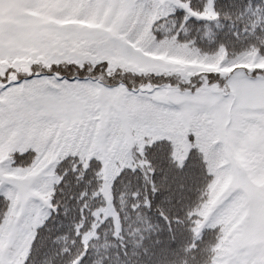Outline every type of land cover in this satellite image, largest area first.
I'll list each match as a JSON object with an SVG mask.
<instances>
[{
  "label": "snow or ice",
  "instance_id": "1",
  "mask_svg": "<svg viewBox=\"0 0 264 264\" xmlns=\"http://www.w3.org/2000/svg\"><path fill=\"white\" fill-rule=\"evenodd\" d=\"M52 3L53 0H33L25 6L47 15ZM107 6H99L98 23ZM156 6L159 5H146L141 0L135 7ZM75 7L70 2L57 20H64L65 13ZM96 7L86 6L87 10ZM168 7L167 16L153 21V29L171 19L179 41L189 24L215 25L217 35L213 40L225 51L229 45L249 50L255 47L264 55V0H180ZM208 10L214 13V19L204 15ZM134 18L121 22L113 13L103 23L126 32ZM87 19L76 17L80 22ZM44 28L55 34L57 46L70 44L84 31L54 24H46ZM152 36L161 38L155 30ZM41 67L45 70L32 71L10 82H6V75L0 80L3 84L0 94L46 79L57 84L95 83V77L85 75L92 68L87 63L69 65V71L76 68L79 73L72 77L62 74L60 64ZM107 68L105 61L92 71L115 81L106 85L109 92L125 91L127 101L119 108L101 104L93 111L84 102L64 100L59 93L43 107L53 120L84 121L86 126L77 139L86 144L96 140L104 145L105 151L114 147L117 154L121 146L126 148L127 159L123 163L114 160L119 170L111 180L118 223L112 217L97 221V209L106 203L99 191L104 183L101 153L85 162L83 152L74 150L52 164L49 178L36 181L35 191L22 213L15 190L8 187L7 181H0V264H189L190 261L198 264L209 231L216 233L217 242L222 234V225L216 229L201 227L209 205L205 198L207 190L218 180L223 181L221 173L233 175L234 180L214 215L234 213L231 223L235 224L247 213L237 232L257 219L264 229V186L257 187L249 170L240 168L230 155L233 136L244 138L253 125L264 130V72H253L237 80L217 75L215 81H201L190 85L187 92L181 90L176 103L163 104L157 99L163 85L130 86L117 79L116 74L107 76ZM256 104L259 107L253 108ZM128 105L139 108L140 113L133 114ZM250 112H259L260 119L249 118ZM175 124L190 129L186 131L187 148L182 155L170 139L173 133L165 130ZM201 129L205 130L203 136ZM236 146L242 148L241 154L257 171L264 169V140L255 149ZM18 155L21 159L35 157L33 152ZM117 198L123 199V212ZM93 231L95 235L89 238ZM189 237L190 246L186 244ZM257 247L264 249V241ZM249 251L242 247L240 259L233 264H253L254 260L255 264H264V251L259 253L262 257L259 260L255 255L249 256Z\"/></svg>",
  "mask_w": 264,
  "mask_h": 264
},
{
  "label": "trees",
  "instance_id": "2",
  "mask_svg": "<svg viewBox=\"0 0 264 264\" xmlns=\"http://www.w3.org/2000/svg\"><path fill=\"white\" fill-rule=\"evenodd\" d=\"M180 2V0H178ZM75 3L77 7L65 13L66 18L61 22L75 21L81 25H92L95 23L97 7L93 10H87L88 4L96 5V0H68V3ZM122 0H120V3ZM146 5H159L151 8L135 7L141 0H133L128 11L123 17V21H127L129 17L132 19L131 25L127 26L126 32L116 31L117 36L123 39L127 44L139 49L143 54L161 58L163 60L177 62L186 66H198L203 68H211L213 72L207 73V80H213L220 76L221 72H231L236 69L243 71L252 70L253 72H264V55H261L255 47L249 49L243 47H232L229 45L227 50L219 47L214 42L213 36L217 35L215 25L189 24L180 40L176 39L174 34L175 23L171 28L162 29L160 25L156 29L152 28L153 21L161 16H167L170 10L168 5L170 1L160 0H142ZM65 12V11H64ZM209 19H214V13L208 10L204 13ZM77 16H86L87 22L76 21ZM171 19L164 21L168 22ZM157 31V35L161 37L159 40L154 39L152 31ZM129 37H132L129 39ZM195 40L196 43H192ZM74 65L67 63L63 66L62 74L67 77L78 76L76 68L69 71L68 66ZM94 68V67H92ZM89 68L86 76L95 77V83H72L66 81L57 84L54 80H41L35 82L34 86L24 88H10L6 93L0 94V174L6 177H27L36 175V181L40 178H49L48 169L57 160L63 159L74 150L83 152L85 162L87 158L101 153V159L104 160V169L101 173L104 183L100 186V193L103 195L106 203L97 209V221L103 222L104 219L112 217L117 220V205L113 204V194L111 190L112 177L118 172L114 160H120L121 163L127 159V150L121 146L119 154L116 153L114 147L105 151L104 145L101 146L99 141L94 140L87 143L84 140L77 139L86 124L80 119L73 122L65 120H53L49 118L44 111L42 100L45 98L55 97L59 93L63 98L75 97L80 99L95 111L98 108V92L103 85L115 83L109 80L101 72H93ZM44 71V69L36 70ZM116 74L117 79H122L130 86L140 85L144 83L151 87L163 85L157 99L163 104H173L167 99L164 92L166 85H180L182 87L195 86L200 83V79L196 77L190 83L178 81L174 76H166L162 74H143V73H119L114 72L107 74L111 76ZM27 75V74H25ZM25 75H20L23 77ZM16 78L7 80L10 82ZM3 87V84H0ZM127 101L125 91L122 94L121 105ZM131 108L133 114H139V108ZM166 131H170L176 145L177 152L181 155L186 151V131L190 130L187 125H169ZM204 129H201L202 136ZM33 152L35 157L29 155L23 159L19 157V153ZM223 164V161H221ZM247 168V165H245ZM223 181H217L215 185L207 190L206 199L209 200L208 209L201 220V227L207 226L209 229H216L223 226L222 234L219 236V242L216 240V233L209 231L208 239L205 242L203 250L199 255L198 264H222L225 254L230 250L237 225L231 223L230 215H214L215 208L218 206L223 194L228 187L231 175H224ZM10 189H14V195L18 202V194L16 189L8 184ZM106 193L108 197L106 196ZM27 202L25 203V205ZM119 210L123 212V199L117 198ZM24 205V207H25ZM24 210V208H23ZM21 211V213L23 212ZM114 214V215H113ZM36 221L34 220V223ZM95 232L89 233V238L94 236ZM190 246L191 237L186 241ZM191 264V261L189 262Z\"/></svg>",
  "mask_w": 264,
  "mask_h": 264
},
{
  "label": "rangeland",
  "instance_id": "3",
  "mask_svg": "<svg viewBox=\"0 0 264 264\" xmlns=\"http://www.w3.org/2000/svg\"><path fill=\"white\" fill-rule=\"evenodd\" d=\"M170 1L179 4L178 0H160ZM133 0H96L97 16L95 23L92 25H81L75 21L61 22L57 20V15L64 12L68 0H53L49 9V14H42L35 7H27L33 0H0V80L16 78L20 75L28 74L32 71L44 69L51 64L65 65L72 63L74 65H83L85 63L95 67L107 61L108 68L105 70L107 74L119 73H143V74H162L166 76H174L178 81L190 83L196 77L201 81H207V73L213 72L211 68H203L198 66H186L177 62L155 58L143 54L139 49L127 44L123 39L119 38L116 33V27H106L103 23L110 15L115 16L121 22L128 11ZM107 4L103 9L101 21L97 22L100 16L99 6ZM46 24H54L62 28L82 29L78 38L70 44H61L57 46L54 39L55 34L44 28ZM174 22L168 21L160 24V28H171ZM111 36L112 39L107 37ZM252 70L243 71L236 69L231 72H221V77H232L233 80L244 79L251 74ZM1 84V83H0ZM146 86H150L147 84ZM164 90L167 99L176 103L181 90L189 91V87L180 85H166ZM124 90L119 89L109 92L106 85H103L98 92V107L101 104L119 108L121 106V98ZM55 97L45 98L42 100L43 106L46 102ZM63 98V97H62ZM66 101L83 102L75 97L63 98ZM258 108L259 105H253ZM107 111V107H105ZM249 118L260 119L259 112L248 113ZM79 118L75 119L78 120ZM251 131L246 132L244 138L232 137L231 157L236 161L240 168L249 170L252 182L257 186H264V169L256 170L255 166H251L249 161L242 155V148L237 144L246 145L249 149H255L261 145L264 140V130L259 125L250 126ZM103 146L102 143H100ZM247 165V168L245 167ZM36 175L27 177H6L0 174V181H7L17 191L18 205L22 211L25 203L34 193V182ZM234 176L231 175L228 187L233 183ZM227 187V188H228ZM106 196L108 197L107 193ZM222 200V199H221ZM220 200V201H221ZM19 215V213H18ZM114 215V214H113ZM234 215L231 214L230 217ZM244 217L236 222L237 229L243 224ZM116 220V216L114 215ZM264 241V229L261 227L259 219L250 223L242 231L235 234V238L230 250L225 254L222 264H233L234 260L240 259L239 250L247 247L249 256L255 255V259L262 257L259 255L264 249L257 246ZM255 264V260L253 261Z\"/></svg>",
  "mask_w": 264,
  "mask_h": 264
}]
</instances>
